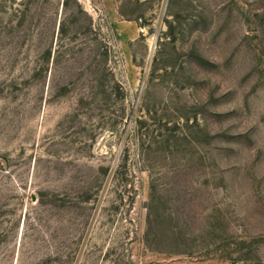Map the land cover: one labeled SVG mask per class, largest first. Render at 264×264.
<instances>
[{
	"label": "rangeland",
	"instance_id": "rangeland-1",
	"mask_svg": "<svg viewBox=\"0 0 264 264\" xmlns=\"http://www.w3.org/2000/svg\"><path fill=\"white\" fill-rule=\"evenodd\" d=\"M0 264H264V0H0Z\"/></svg>",
	"mask_w": 264,
	"mask_h": 264
},
{
	"label": "crops",
	"instance_id": "crops-1",
	"mask_svg": "<svg viewBox=\"0 0 264 264\" xmlns=\"http://www.w3.org/2000/svg\"><path fill=\"white\" fill-rule=\"evenodd\" d=\"M119 30L121 31V34H123L124 36L135 35L134 29L126 28L125 26H119Z\"/></svg>",
	"mask_w": 264,
	"mask_h": 264
}]
</instances>
